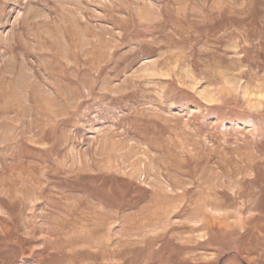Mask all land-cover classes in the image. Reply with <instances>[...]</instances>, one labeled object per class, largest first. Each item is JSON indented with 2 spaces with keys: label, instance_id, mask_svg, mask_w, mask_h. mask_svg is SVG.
I'll return each instance as SVG.
<instances>
[{
  "label": "rangeland",
  "instance_id": "374dc122",
  "mask_svg": "<svg viewBox=\"0 0 264 264\" xmlns=\"http://www.w3.org/2000/svg\"><path fill=\"white\" fill-rule=\"evenodd\" d=\"M0 264H264V0H0Z\"/></svg>",
  "mask_w": 264,
  "mask_h": 264
}]
</instances>
